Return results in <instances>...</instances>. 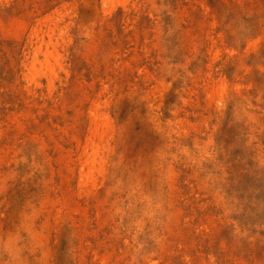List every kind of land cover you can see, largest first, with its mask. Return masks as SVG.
<instances>
[{
    "label": "rangeland",
    "instance_id": "obj_1",
    "mask_svg": "<svg viewBox=\"0 0 264 264\" xmlns=\"http://www.w3.org/2000/svg\"><path fill=\"white\" fill-rule=\"evenodd\" d=\"M0 264H264V0H0Z\"/></svg>",
    "mask_w": 264,
    "mask_h": 264
},
{
    "label": "bare ground",
    "instance_id": "obj_2",
    "mask_svg": "<svg viewBox=\"0 0 264 264\" xmlns=\"http://www.w3.org/2000/svg\"><path fill=\"white\" fill-rule=\"evenodd\" d=\"M38 53H39V49H37L36 52L35 51L33 52V55H34L35 59L37 58Z\"/></svg>",
    "mask_w": 264,
    "mask_h": 264
}]
</instances>
